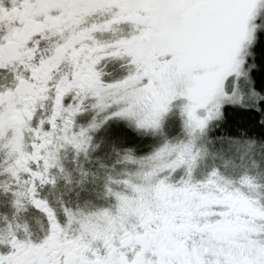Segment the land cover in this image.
<instances>
[{
	"label": "snow or ice",
	"instance_id": "6c2138e0",
	"mask_svg": "<svg viewBox=\"0 0 264 264\" xmlns=\"http://www.w3.org/2000/svg\"><path fill=\"white\" fill-rule=\"evenodd\" d=\"M97 147L106 203L50 199ZM257 147L264 0H0V190L44 222L0 264H264Z\"/></svg>",
	"mask_w": 264,
	"mask_h": 264
},
{
	"label": "rangeland",
	"instance_id": "374dc122",
	"mask_svg": "<svg viewBox=\"0 0 264 264\" xmlns=\"http://www.w3.org/2000/svg\"><path fill=\"white\" fill-rule=\"evenodd\" d=\"M114 135L113 127H109L107 129L102 130L97 134L95 138V142L97 145L103 147L106 139L111 138ZM209 141H211V137H209ZM260 142H258L259 144ZM209 151L212 152L214 149L211 146V142L209 143ZM257 154L259 155L261 151L260 147L256 149ZM99 153V156H97ZM217 158H219L222 153L219 151L216 152ZM105 156L104 152L100 151V147H97L95 151L90 154V158L85 160L81 158L79 161L74 159L73 153L68 151L64 154L63 163L66 170L71 171L75 180L71 184H65L63 180L60 181L58 186L55 189L45 188V193L49 196L50 199H63L66 202H72V206L79 205L81 207L86 206L89 202L92 203H106L103 199H98L96 197V183L93 181V177L89 175L88 180L82 185L77 184L75 181L79 179V171L80 167H83L85 170L92 173L96 171L97 167L100 163L103 162V157ZM3 159L2 153H0V160ZM224 159H228L227 156H224ZM211 161V157H209L204 164H207ZM222 162V161H220ZM5 177L0 174V182H3ZM27 211L32 212V214L37 215L36 212L28 209ZM27 211H21L20 213H16V210L13 208L11 204L10 194L4 193L0 190V228H3L7 225L9 221H12L15 217L16 222H24L27 223V217L23 216L27 213Z\"/></svg>",
	"mask_w": 264,
	"mask_h": 264
},
{
	"label": "flooded vegetation",
	"instance_id": "af4514ba",
	"mask_svg": "<svg viewBox=\"0 0 264 264\" xmlns=\"http://www.w3.org/2000/svg\"><path fill=\"white\" fill-rule=\"evenodd\" d=\"M197 195H203V194H199L197 193ZM25 217H27V223L23 224L24 222H19L22 226L23 225H27L29 227V231L32 233L33 238H37L40 235H42V229L44 226V222L42 220V218L39 216V214L37 213V215L32 214V212L27 211V213L25 215H23Z\"/></svg>",
	"mask_w": 264,
	"mask_h": 264
},
{
	"label": "trees",
	"instance_id": "16d2710c",
	"mask_svg": "<svg viewBox=\"0 0 264 264\" xmlns=\"http://www.w3.org/2000/svg\"><path fill=\"white\" fill-rule=\"evenodd\" d=\"M257 142H260L259 138H257Z\"/></svg>",
	"mask_w": 264,
	"mask_h": 264
}]
</instances>
